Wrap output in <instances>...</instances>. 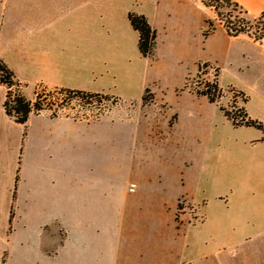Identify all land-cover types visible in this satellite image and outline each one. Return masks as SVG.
<instances>
[{
  "label": "rangeland",
  "instance_id": "374dc122",
  "mask_svg": "<svg viewBox=\"0 0 264 264\" xmlns=\"http://www.w3.org/2000/svg\"><path fill=\"white\" fill-rule=\"evenodd\" d=\"M234 1L253 33L241 35L257 47L227 36L231 8L219 9V18L206 7L212 18L202 36L214 35L212 59L199 61L190 76L172 73L163 103L151 104L148 92L134 103L19 83L26 100L39 95L50 114L72 120L30 117L26 128L0 120V147L5 138L9 153L19 158L15 178L0 193V264H141L151 255L160 264L173 263L170 247L201 220L189 198H177L190 193L180 186L182 178L200 170L204 142L196 150L194 134L200 140L202 118L212 110L198 92L209 86L214 94L216 82L222 93L211 104L233 128L257 130L234 127L224 112L239 121L245 112L246 120L264 126L249 110L251 94L252 109L264 120V39L254 37L264 36V0Z\"/></svg>",
  "mask_w": 264,
  "mask_h": 264
},
{
  "label": "crops",
  "instance_id": "0c3cea01",
  "mask_svg": "<svg viewBox=\"0 0 264 264\" xmlns=\"http://www.w3.org/2000/svg\"><path fill=\"white\" fill-rule=\"evenodd\" d=\"M130 14L143 17L155 34L151 57L139 51V33L129 22ZM211 18L201 0H0V58L24 86L134 103L142 102L148 92L154 105L165 102L161 97L172 73L190 76L199 61L212 59L209 44L214 35L202 36ZM243 37L236 36L257 47ZM222 40L226 44L229 38ZM259 47L264 56V48ZM5 93L0 86V120L4 117L24 128L30 117L72 120L41 112L30 115L25 126L17 124L5 114ZM261 104L264 107V100ZM206 105L212 110L202 118L200 140L194 134L196 150L204 142L200 170L195 178H182L180 186L190 193L185 190V195L177 196L189 198L201 220L181 231L170 247L175 252L172 264H264L263 134L233 128L210 102ZM251 105L250 114L264 122ZM4 142L0 147L2 195L19 162L17 155L9 153L5 138ZM4 211L6 215L7 208ZM143 260L141 264H160L154 255Z\"/></svg>",
  "mask_w": 264,
  "mask_h": 264
},
{
  "label": "trees",
  "instance_id": "16d2710c",
  "mask_svg": "<svg viewBox=\"0 0 264 264\" xmlns=\"http://www.w3.org/2000/svg\"><path fill=\"white\" fill-rule=\"evenodd\" d=\"M202 3L207 7L213 9L217 16L219 17V9L221 8H231L232 12H235L234 20H226L224 22V29L227 34L231 37H236L239 34L246 33L248 35H253L250 29L251 25L245 20L244 13L239 7V5L233 0H201ZM220 18V17H219ZM129 21L134 30L139 33V51L143 57H151L153 55L154 50V39L155 34L153 30L150 28L148 22L143 18L135 15H129ZM258 23V22H257ZM260 32L264 34V27L260 29ZM258 32V31H256ZM205 35H208L205 32ZM260 38L254 35L255 39L261 41L264 39V36L259 35ZM0 86L4 87L6 90L5 99L3 103V108L7 117L11 118L15 123L25 126L31 114H39L41 112H49L51 113L50 105L47 104V100H41L43 97L37 95L34 102H30L25 99V97L21 94L19 88V82L15 79L13 72L7 66L5 61L0 58ZM209 86H206V90L203 92H198L202 96H206L210 103L216 102V99L221 97L222 90L219 88L216 82L212 84V89L214 94H211L208 91ZM72 92L74 94H88L84 92L78 91H68V90H60L59 92ZM36 96V95H35ZM47 98V96H46ZM45 101V104L43 102ZM47 101V102H46ZM221 111H224L220 108ZM51 116H54L52 113ZM224 116L228 118L234 127L239 126H248L255 127L257 130H260L263 134L262 142H264V126L257 122H252L251 120H246L247 115L245 112L241 121L237 120V118L230 116L228 112H224Z\"/></svg>",
  "mask_w": 264,
  "mask_h": 264
}]
</instances>
